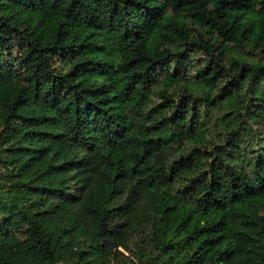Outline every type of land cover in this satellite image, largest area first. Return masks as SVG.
Here are the masks:
<instances>
[{"label":"trees","instance_id":"1","mask_svg":"<svg viewBox=\"0 0 264 264\" xmlns=\"http://www.w3.org/2000/svg\"><path fill=\"white\" fill-rule=\"evenodd\" d=\"M60 263L264 264V0H0V264Z\"/></svg>","mask_w":264,"mask_h":264},{"label":"rangeland","instance_id":"2","mask_svg":"<svg viewBox=\"0 0 264 264\" xmlns=\"http://www.w3.org/2000/svg\"><path fill=\"white\" fill-rule=\"evenodd\" d=\"M195 54H196V60H197L196 64L197 63L199 64L201 61L203 62L207 59V56L203 52H196ZM230 136L231 135H229L228 137H230ZM228 137H227V135L217 136L215 142L216 143H225L226 140H228ZM60 264H66V263H60Z\"/></svg>","mask_w":264,"mask_h":264}]
</instances>
